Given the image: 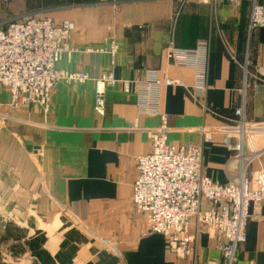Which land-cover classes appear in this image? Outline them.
Listing matches in <instances>:
<instances>
[{"label":"crops","instance_id":"obj_1","mask_svg":"<svg viewBox=\"0 0 264 264\" xmlns=\"http://www.w3.org/2000/svg\"><path fill=\"white\" fill-rule=\"evenodd\" d=\"M173 3L16 0L0 5V25L25 14L52 17L57 23L74 21L78 30L71 45L77 51L57 67L85 71L91 77L83 84L60 83L47 113L39 106L11 108L10 92L0 87V200L15 201L12 211L19 216L27 214L22 208L26 201H33L27 244L22 243L26 225L15 222L1 231L8 246L26 247L9 257L13 264L222 262L207 235L198 236L192 257L179 259L168 251L163 235L142 234L145 217L133 204L132 185L136 158L149 153L152 145L146 131L129 128L136 119L143 129L161 124L160 115L140 113L139 103L151 101V95L107 87L104 115L95 110L96 80L111 67L109 55L96 50L114 37L120 46L113 67L118 79L144 80L155 71L162 80L184 83L162 85L155 96L172 129L169 141L203 145V173L214 181L226 184L240 177L247 157L236 159L224 134L214 133L211 142H204L198 129L225 125L243 100L246 118L264 122V82L241 94L247 53L252 70L260 74L261 69L264 77V27L249 31L246 0L240 5L229 0L190 1L175 23L174 37L183 49H195L203 40L210 43L206 80L200 88L196 68L178 67L168 58ZM247 168L264 169V153ZM40 213L45 214L43 223ZM251 215L237 264H264V204L251 207ZM3 263L9 264L0 260Z\"/></svg>","mask_w":264,"mask_h":264},{"label":"built area","instance_id":"obj_2","mask_svg":"<svg viewBox=\"0 0 264 264\" xmlns=\"http://www.w3.org/2000/svg\"><path fill=\"white\" fill-rule=\"evenodd\" d=\"M12 1L0 0V5L6 6ZM229 1L241 4V0ZM263 27L264 3L250 0L249 31ZM77 30L74 21L57 23L52 17L32 14L0 25V87L10 92L11 108L39 106L47 113L60 83L83 84L91 79L85 71L57 67L63 60L70 61L76 53L71 40ZM174 36L175 23L170 29L169 60L178 67L196 68L201 85L198 86L204 87L210 43L203 40L195 49H183L176 46ZM119 49L116 39L110 37L96 50L109 55L111 67L96 80L95 110L104 115L106 88L121 86L125 93L150 94L151 101L141 98L140 113L161 116L158 127L143 129L136 119L129 128L146 131L152 145L149 153L136 158L137 178L132 185L133 204L145 217L143 236L163 235L168 251L179 259H187L195 254L198 236L207 235L221 252L219 264H237L239 248L247 241L251 207L258 209L264 204V169L247 168L255 156L264 153V122L246 118L243 100L225 125L198 129L204 142H211L214 133L224 134L235 158L248 159L237 180L231 179L226 184L214 181L203 173V145L193 142L176 145L169 141L172 129L155 98L162 85L183 86L184 83L171 78L162 80L155 71H150L144 80L118 79L113 67ZM232 59L237 62L236 57ZM241 67L244 74L241 94L245 95L256 88V82H264V77L261 69L260 74L252 70L253 61L248 53ZM256 218L259 217L256 215Z\"/></svg>","mask_w":264,"mask_h":264},{"label":"rangeland","instance_id":"obj_3","mask_svg":"<svg viewBox=\"0 0 264 264\" xmlns=\"http://www.w3.org/2000/svg\"><path fill=\"white\" fill-rule=\"evenodd\" d=\"M14 1H16V0H14ZM173 1L175 3H173V15L171 16L170 21L173 23H176V21L178 20L179 16L182 13V10L192 0H173ZM198 1H202V0H198ZM206 1L211 2L212 0H206ZM258 2L264 3V0H258ZM248 4L250 7V0H248ZM2 8H4V7H2ZM5 11H6V9H4L3 14L5 13ZM5 18H9V16H6ZM260 139H262V138H260ZM15 205H16L15 201L0 200V260H7L9 262V264H13L12 259H9V257L14 256V255L17 256L16 251L23 253L22 250L23 249L26 250V247L25 246L23 247L22 244L20 245V247H18L17 243H14V244L10 243V246H8V243L3 240L4 231L1 232L3 227H6V226L11 225V224H15V222H16V224L21 223L23 225H26V228H25L26 233L24 236V241L22 243L27 244V239H28V234H29V231H28L29 226L28 225H29L30 219H33V216L28 215L29 209L33 205L32 200H29V201L27 200L26 206L24 204V206L22 207L23 209L26 208L27 214H22L19 216L18 213H15V211H12L13 208L16 207ZM44 215H45L44 213H40V215H39L40 218H42V220H43L42 223L45 222Z\"/></svg>","mask_w":264,"mask_h":264},{"label":"trees","instance_id":"obj_4","mask_svg":"<svg viewBox=\"0 0 264 264\" xmlns=\"http://www.w3.org/2000/svg\"><path fill=\"white\" fill-rule=\"evenodd\" d=\"M248 2V0H246V3Z\"/></svg>","mask_w":264,"mask_h":264}]
</instances>
